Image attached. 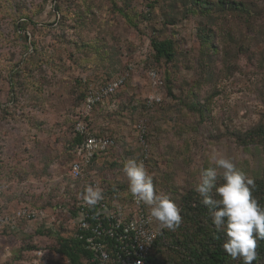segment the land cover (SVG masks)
Segmentation results:
<instances>
[{"label": "rangeland", "instance_id": "rangeland-1", "mask_svg": "<svg viewBox=\"0 0 264 264\" xmlns=\"http://www.w3.org/2000/svg\"><path fill=\"white\" fill-rule=\"evenodd\" d=\"M164 40L174 45L170 62L152 48ZM111 83L115 92L86 109L88 92ZM80 123L114 144L73 179ZM261 128L264 0H0V264H24L30 247L69 239L60 206L95 182L117 212L131 211L128 159L142 161L155 191L180 209L173 229L153 218L157 237L166 235L163 261L224 244L194 188L213 155L262 180ZM24 210L49 218L14 220ZM256 252L252 264H264ZM227 264L243 259L228 255Z\"/></svg>", "mask_w": 264, "mask_h": 264}, {"label": "built area", "instance_id": "built-area-1", "mask_svg": "<svg viewBox=\"0 0 264 264\" xmlns=\"http://www.w3.org/2000/svg\"><path fill=\"white\" fill-rule=\"evenodd\" d=\"M118 86V83H111L96 93L88 92L86 109L90 111L96 102L110 96ZM76 134L86 136V140L77 146L76 160L70 167L71 177L80 179L85 168L114 143L110 139L92 137L88 126L81 123L76 127ZM92 187L98 188L99 185L94 184ZM131 198L134 208L128 213L117 212L104 195L94 205L79 199L74 206H67V209L60 206L61 212L66 213L69 219V239L78 243L83 251L78 263L62 258L53 250L33 248L25 253L24 264H157L151 261L157 239L155 221L146 212L143 202H138L132 194ZM17 217L28 222H45L49 218L45 210H24L18 212L14 220ZM57 224L58 227L66 226L60 220Z\"/></svg>", "mask_w": 264, "mask_h": 264}, {"label": "clouds", "instance_id": "clouds-1", "mask_svg": "<svg viewBox=\"0 0 264 264\" xmlns=\"http://www.w3.org/2000/svg\"><path fill=\"white\" fill-rule=\"evenodd\" d=\"M215 167L201 172L200 182L194 190L203 197L209 216L218 231H224V251L233 259L242 258L243 264H252L258 258L257 241L264 240V207L253 197V181L224 157H211ZM218 170L222 171V184L217 186ZM131 194L149 208V214L162 228L173 229L181 222L180 209L167 194L155 191L153 178L142 161L128 159L123 165ZM219 199H214L212 191ZM84 199L89 205L102 199V190L87 187Z\"/></svg>", "mask_w": 264, "mask_h": 264}, {"label": "trees", "instance_id": "trees-1", "mask_svg": "<svg viewBox=\"0 0 264 264\" xmlns=\"http://www.w3.org/2000/svg\"><path fill=\"white\" fill-rule=\"evenodd\" d=\"M152 48L155 53V57L158 61L166 60L168 62L172 61L175 55L174 45L173 42L170 40L164 41H152ZM76 136V143L80 144L83 141V137L80 135L75 134ZM258 137L261 139L260 143L264 152V129L261 128L258 133ZM75 154V152H74ZM76 156V155H74ZM97 158V157H96ZM96 158L92 161V163L87 167L88 169L93 165ZM94 184H98L95 182ZM93 184V185H94ZM100 188V185L98 187ZM102 190V189H101ZM252 194L253 197L258 201V203L264 207V171H263V178L260 181L253 183L252 186ZM102 195L103 191H102ZM105 196V195H104ZM209 211V208L206 209ZM218 233L219 236L225 237V232L221 231H214ZM166 233V232H165ZM166 239V235H159L156 239L155 248L151 256V261L157 264H169L166 261H163L161 258V251L159 250L160 242L163 240L162 244H165L164 241ZM56 245L54 248L49 246H34L30 247L33 248H41V249H48L53 250L58 253L62 258L70 259L73 263H78L80 255H82L83 251L80 249L78 243H75L73 239H61L58 238L55 240ZM180 245V243H179ZM223 244L218 243L214 247H206L203 248L199 247H186V249H181L184 254V259L181 261L180 264H227V256L228 254L223 249ZM257 248L260 252L264 255V240L257 241ZM180 252V253H181Z\"/></svg>", "mask_w": 264, "mask_h": 264}]
</instances>
